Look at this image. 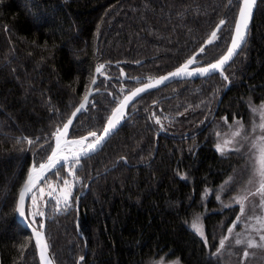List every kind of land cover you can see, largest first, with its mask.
I'll use <instances>...</instances> for the list:
<instances>
[{
    "label": "trees",
    "instance_id": "16d2710c",
    "mask_svg": "<svg viewBox=\"0 0 264 264\" xmlns=\"http://www.w3.org/2000/svg\"><path fill=\"white\" fill-rule=\"evenodd\" d=\"M239 3L0 0V264H40L30 233L15 218L18 192L30 164L47 156L52 134L85 95L95 67L104 64L99 91L71 137L100 133L116 102L135 86L121 70L127 77L162 74L226 18L197 65L218 59ZM224 76L175 81L143 95L103 147L81 159L70 206L57 211L51 198L42 207L56 264H147L161 255L182 264H218L188 221L203 209L205 193L242 169L237 153L216 150L217 124L222 118L248 122L249 104L264 99V0ZM55 172L47 174L50 180L64 177L65 170ZM217 205L207 201L209 209ZM222 217L204 214L209 240ZM35 221L39 227L42 217Z\"/></svg>",
    "mask_w": 264,
    "mask_h": 264
},
{
    "label": "snow or ice",
    "instance_id": "6c2138e0",
    "mask_svg": "<svg viewBox=\"0 0 264 264\" xmlns=\"http://www.w3.org/2000/svg\"><path fill=\"white\" fill-rule=\"evenodd\" d=\"M255 3L256 0H243V6L239 10V18L235 21V35L232 36L231 38V46L227 48L225 54L222 55L215 63H209L206 67L195 68L192 71H189V65H192L197 62L196 57H192L188 59L184 65L177 68L175 72L170 73L168 76L160 77L154 82L150 81L148 84L144 85V87L136 89L134 92L131 93L130 96H126L124 100L120 102L119 107H117L112 113L111 117L108 118L107 126L103 128V133L101 135L98 136L96 132L89 133V136L95 138L93 141L85 144V142L88 140V137H83L79 140H73L70 142L64 141L62 145V137L67 136L69 126L73 124V119L70 118L67 121V123L63 125L62 130L58 128L56 132L52 134L56 141L55 147L53 148L51 143L48 144V147L51 149V155L47 157V161L45 163H40L39 161H36L34 163L32 169L29 171L25 185L18 195L17 211L21 217H24L25 215L24 202L26 197H29L31 199L32 206L35 209V211H33L31 214L33 219L30 222L29 227H31V224H34L36 222L35 221L36 216L43 217L45 215V213L41 211L39 207H37L38 196L37 193L33 191L34 189H37L39 182L45 179V174L49 171L56 170L55 174L59 175V171L63 170L67 166L69 175L75 176V171H74L75 167L80 164L81 159H83L84 157H88L90 153L95 152L98 146L101 145V143L104 141L105 137L108 136L111 133V131L116 128L117 124H119L121 118L124 116L123 109L127 106L128 102L131 101L134 97L144 92L146 89H150L156 87L159 84L164 83V81L168 80L170 77H181L185 75L192 76L195 74L211 75L212 73L215 72H219L223 76L224 66L228 64V62L236 54V50L245 40L248 30V25L252 14V9ZM224 24L225 21L220 20L219 25H217V30L211 33V36L208 40L209 44L213 43L216 39L219 38L218 31L220 30L221 26H223ZM200 52L201 53L204 52V48H201ZM103 67H104L103 65L98 66L96 68V72L100 73ZM223 78L225 80L228 79L227 76H223ZM92 83L93 84L96 83L94 78L92 80ZM89 95H91V91H89V93L84 96V102L81 103L80 106L76 109V111L72 113L73 118L77 117V113L86 110V105L89 103ZM94 106L95 105L93 104V107ZM260 108L264 109V104H262ZM249 111L252 113H256L257 112L256 106L249 104ZM262 118H264V116H262ZM224 119H225V123L227 124V118ZM156 123L157 124L160 123L159 118H156ZM229 127L233 129V131L231 132L232 138L223 139V140L218 139V142L215 144L216 150L221 155H224L227 152H233L239 154L241 152V147L244 144H251L253 148H258L259 150V155L257 157V166L255 168L252 178L249 180L250 185L258 184L255 192L245 189L244 193L246 194H242L241 196L234 198L235 202L240 205V213L241 216H243L245 212L244 202L245 200L248 199L249 196H258L260 198L258 206L264 209V123H261L258 126L261 132L259 144L253 143V140L255 139L254 137V133L256 131L255 127L251 129H246L244 123L241 120H234L233 124L229 125ZM217 136L219 137L220 134L217 133ZM24 139L27 141L29 145L36 143V141L34 140H28L27 138ZM39 139H40L39 137L36 138L37 141ZM69 143L71 145L80 146L79 150L73 151L71 148H67V152L69 154H65L66 146ZM40 147H43V145H40ZM257 177L259 178L258 180ZM232 182H233L232 177H229L228 180L225 181V185H228L229 183ZM63 184L64 186L60 190L61 193L60 197L55 198L57 211L60 210L59 206L61 202H63V205L65 207L70 206L69 200L71 197V189L74 185L70 183L67 179H64ZM223 187L224 186L222 185V188ZM49 188L50 191L48 192V196L52 198V194L56 189L52 185H49ZM37 190L39 193L40 200H43L44 188L40 187ZM217 199H220V197L217 196ZM241 216H237L236 221H234L232 224V227H229L227 229L229 235L224 236L222 239H220L219 248L217 249V253H215L216 255L219 254L220 250L224 249L225 242L229 239V236L232 235L233 229L236 227V224L240 221ZM199 220L200 218L199 216H197L190 224V228L194 232L199 234L202 238H205L203 225L199 222ZM258 222H261L262 227H264V222L259 220ZM43 227H44L43 223H40L39 228L43 229ZM32 233L33 236L35 237V245L40 252L41 264H52V259L48 256L49 245L45 239L43 231L33 228ZM235 243L237 245H240L244 243V241H242L241 239H236ZM205 244H207L206 238H205ZM247 247L264 248V235H260L259 243L254 240H248ZM248 255L249 253L245 251L244 257L246 258L248 257ZM80 259L83 260L84 258L81 257Z\"/></svg>",
    "mask_w": 264,
    "mask_h": 264
},
{
    "label": "rangeland",
    "instance_id": "374dc122",
    "mask_svg": "<svg viewBox=\"0 0 264 264\" xmlns=\"http://www.w3.org/2000/svg\"><path fill=\"white\" fill-rule=\"evenodd\" d=\"M262 104H264V99L261 102L254 104V106H256L257 108V112L256 113L250 112L248 122H244L241 119H237V120H241L244 123L246 129H251L253 127L256 128V131L254 133L255 139L253 140V143H257V144H259L260 142V135H261L258 126L259 124L264 123V118H262V116H264V109L260 108ZM160 124L163 125L161 119H160ZM232 124L233 121L229 123L227 122L226 124L224 118H222L219 121V123L217 124L218 128H217L216 136L217 133H219L220 136L219 137L217 136V142L218 139L223 140V139L232 138L231 132L233 131V129L229 127V125ZM94 139L95 138L92 137L87 142H91ZM67 148L68 147H66L65 151H67ZM78 150L79 148L74 147L73 151H78ZM258 155H259L258 148H253L251 144H244L241 147V152L238 154L239 157L238 159H242L241 164L243 166L242 169L237 171L232 177L233 182L229 183L228 185H225L224 183L222 184L224 186L223 188L221 185L217 189L205 193L204 195L205 202H203L204 203L203 209L201 211L194 212L188 221V226L190 227L192 221L197 216H199L200 218L199 222L203 225L204 236L207 239V248L211 251V254H213L218 264L220 263L221 264H264V248L247 247L248 240H254L259 243L260 235H264V227H262L261 222H258V220L264 222V209L258 206L260 198L258 196H249L248 199L245 200L244 202L245 212L243 216H241L240 213V205L237 204L234 200V198L241 196L242 194H246L244 193L245 189L255 192L258 184L250 185L249 180L252 178L255 168L257 166ZM63 170H65V174L63 178L59 177L57 179L50 180V177L47 176V174L50 172L49 171L48 173L45 174V179L39 182L37 189L40 187L44 188L43 200H40L38 190L37 189L33 190L34 192L37 193L38 196L37 207H39L41 211H43L42 207H44L47 201L51 199L48 196V192L50 191L49 185H52L56 189L52 194V198L53 200H55V203H56L55 198L60 197L61 194L60 190L64 186L63 184L64 179H67L70 183L74 185L71 189V196L73 195L76 186L77 177L76 175L75 176L69 175L67 166ZM258 179L259 178L257 177V180ZM217 196H219L220 199H217ZM211 198L216 200L218 203L217 207H215L214 209H209L207 207V201ZM61 206H64L63 202H61L59 207ZM27 210L29 211L30 214H32V212L35 211V209L32 206V202L30 198H28ZM210 210L217 211L220 214V216H223L222 220L215 227L212 236L210 238L211 240H209L206 237L205 224L203 220L204 214L209 212ZM237 216H241L240 221L236 224V227L233 229L232 235L229 236V239L225 242L224 249L220 250L219 254L216 255L215 253H217V249L219 248L220 239H222L224 236L229 235L227 229L229 227H232V224L234 221H236ZM205 238L202 239L205 241ZM236 239H241L242 241H244V243L237 245L235 243ZM245 251L249 253L248 257L246 258L244 257ZM177 262L178 264H182L178 258H169L166 257L165 255H161L150 259L147 262V264H177Z\"/></svg>",
    "mask_w": 264,
    "mask_h": 264
},
{
    "label": "water",
    "instance_id": "95a60500",
    "mask_svg": "<svg viewBox=\"0 0 264 264\" xmlns=\"http://www.w3.org/2000/svg\"><path fill=\"white\" fill-rule=\"evenodd\" d=\"M258 1H259V0H256L255 5L253 6L252 14H251L250 22H249V25H248V30H247V34H246L245 40H244V42L241 43L240 47L236 50V54L232 57V59L228 62V64H226V65L224 66V70H225V69L227 68V66H228V65L234 60V58H235L236 55L240 52V50H241L242 47L245 45V43H246V41H247V39H248L249 29H250V26H251V23H252V20H253V17H254V13H255L256 8H257ZM242 6H243V0H240L239 6H238V10H237V13H236V17H235V20H234V24H233L232 34H231L230 41H229V44H228L227 48L231 46V38H232V36L235 35V21L239 18V10H240V8H241ZM221 20H224L225 23H226V21H227L226 18H223V19H221ZM219 22H220V21H218V22L214 25V27L211 29V31L209 32V34L207 35V37L203 40V42H202V43H201V44L195 49V51H194L191 55H189V56H188L183 62H181L179 65H177V66L171 68L170 70L165 71V72L162 73V74H159V75H156V76H148V75H145V76H132V77H127V76L124 74V71L121 70V77H122V79H123V80H126V79H127V80H129V81L135 82V86H134L133 88H131L130 90H128V91H127V92H126V93H125V94H124V95H123V96H122V97L116 102L115 106H114V107L112 108V110L110 111V113H109V115H108V117H107V119H106V121H105V123H104L103 128L107 126V120H108V118L111 117V115H112V113L114 112V110H115L117 107H119L120 102L123 101L124 98H125L126 96H130L132 92H134V91H135L136 89H138V88H142V87H144V85L148 84L150 81L154 82L155 80L159 79L160 77L168 76L170 73L175 72V71L177 70V68H179V67H181L182 65H184V64L187 62V60L190 59V58H192V57H196V61H197V58H198V56H199L200 53H201V52H200V49H201V48H204V49H205V48L209 45L208 40H209V38H210V36H211V33H212L213 31H216V30H217V25H219ZM224 25H225V24H224ZM224 25H223V26H224ZM223 26H221L220 30L223 28ZM220 30H219V31H220ZM219 31H218V33H219ZM227 48H226V50H227ZM226 50L224 51V53H223L222 55L225 54ZM222 55H221V56H222ZM221 56H220V57H221ZM220 57H219V58H220ZM219 58H218V59H219ZM218 59H216L215 61H213V62H211V63H215ZM101 65L104 66L103 63H102ZM207 65H208V64H206V65H202V66H198V65H197V62H196V63H194V64H192V65H189V71H192V70L195 69V68L206 67ZM97 67H98V66H97ZM97 67H95V70H94V72H93V76H92L91 82H90V84H89V86H88V89H87V91H86V93H85V95H87V94L89 93V91H91V95H89V101L91 100L92 96H93L95 93H97V92L99 91L98 88L96 87V83H97V80H98L99 76L102 74V70H103V68L101 69V72H100V73H97V72H96V68H97ZM214 74H219V75H221L219 72L212 73L211 75H214ZM207 76H210V75H199V74H195V75H192V76H186V75H185V76H181V77H170L168 80H165L164 83L159 84V85H157L156 87H153V88H150V89H146L144 92L138 94V95H137L136 97H134L131 101H129L128 104H127V106L123 109V111H124V116L121 118V120H120L119 124H117L116 128L113 129V130L111 131V133H110L108 136L105 137L104 141L101 143V145L98 146L97 150H96L95 152L90 153V155H92V154L96 153L97 151H99V150L103 147V145L107 142V140H108V139H109V138H110V137H111V136H112V135L118 130V128L121 126V124L123 123V121H124V120L126 119V117H127V108H128L133 102H135L137 99H139V98L142 97L143 95H146L147 93H150V92H152V91H154V90H156V89H159V88H161V87H164L165 85H168V84H170V83H172V82H175V81H182V80H195V79L205 78V77H207ZM221 76H222V75H221ZM223 76H224V71H223ZM93 78H94L95 81H96L95 84L92 83ZM85 95H84V96H85ZM84 96H83V98L78 102V104L73 108V110L70 112L69 116L67 117V119H66V121L63 123V125H64L65 123H67V121H68L70 118L73 119V124H74V122L76 121L77 117H79V115L83 112V111H82V112H80V113H77V117H76V118H73V117H72V113L75 112L76 109L80 106V104L84 102ZM220 99H221V97H219V100H218L217 105H216V107H215V111H216L217 108H218V104H219V102H220ZM87 105H88V104H87ZM87 105H86V107H87ZM213 116H214V114L212 115L211 119L213 118ZM211 119H210V120H211ZM73 124L69 126L67 136H66V137H62V145H63V142H64V141H69V142H70V141H73V140H79V139H81V138H83V137H89V135H84V136H82V137H71L70 133H71V128H72ZM63 125H62L61 128H60L61 130L63 129ZM103 128H102V130L100 131V133L98 134V136L101 135V134L103 133ZM87 143H88V142L86 141L85 144H87ZM55 144H56V141H55V138L53 137V145H52L53 148L55 147ZM69 144H70V143H69ZM74 147L79 148L80 146H78V145H72L70 148L74 150ZM75 150H76V149H75ZM65 154H69V153H68L67 151H65ZM49 155H51V150H50V152L47 154V156H46L42 161H40V163H45V162L47 161V157H48ZM90 155H89V156H90ZM84 158H85V157H84ZM124 161H125V160H124ZM33 165H34V163H31V164H30V166H29V168H28V171H27V174H26V176H25V179H24V181H23V184H22V186H21L19 192H20V191L22 190V188L24 187L25 182H26L27 177H28V174H29V171L32 169ZM110 168H111V167H110ZM107 170H108V169H107ZM47 173H48V172H47ZM89 180H90V179H89ZM88 182H89V181H88ZM88 182H87V185H88ZM87 185H86V187H85V190L87 189ZM19 192H18V195H19ZM28 198H29V197H26V198H25V202H24V211H25V215H24V217H21V216L19 215L18 211H17V204H18V196H17L16 206H15V218H16V221H17V222H18V223H19V224H20V225H21L26 231H28V232L30 233V235H31V237H32V240H33L34 244H35V237L33 236V233H32V229H33V228H36L37 230H41V231H43V234H44L45 239H46V241H47L46 234H45V215L42 217V223H43V225H44L43 229H40L39 227H36V226L33 225V224H31V227H29L30 220L28 219V217H27V213H26V208H27ZM47 243H48V241H47ZM48 245H49V243H48ZM35 246H36V245H35ZM36 251H37V256H38V258H39V260H40V252H39V249H38L37 247H36ZM48 256L52 259V264H56L55 260L53 259L52 254H51L50 246H49V248H48ZM40 264H41V260H40Z\"/></svg>",
    "mask_w": 264,
    "mask_h": 264
}]
</instances>
